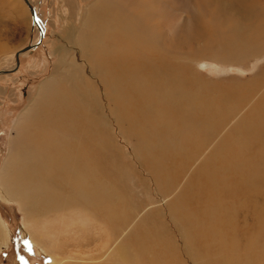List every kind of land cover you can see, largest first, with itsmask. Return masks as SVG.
<instances>
[{"label": "rangeland", "instance_id": "rangeland-1", "mask_svg": "<svg viewBox=\"0 0 264 264\" xmlns=\"http://www.w3.org/2000/svg\"><path fill=\"white\" fill-rule=\"evenodd\" d=\"M31 1L36 8L43 32L39 26H35L30 9L24 0H0V70L5 68H8L5 70H11L16 65L15 55L18 51L31 43L38 44L30 52L20 56L18 68L9 73L0 74V170L4 167L6 158L12 153L10 149L13 150L14 144H16L14 138L16 139V132H19L16 122L27 117L23 115L24 111L32 107L30 105L31 100L33 101L37 95L41 83L54 74L60 57L58 47L64 46L65 49H68L66 57H68L69 63L67 62L66 69L69 71V76L67 77L68 80L66 78V86L69 90L66 87L64 89H67L66 93L69 96L66 94V128L59 126L58 132L61 131L63 135V129H66V137H72L68 139L73 140L75 138L73 136H80L81 140L82 138L86 139L87 141L82 142V146L86 145V147L91 145L90 139H92L88 132L96 134L94 141L100 144L99 148H102L104 154L96 159L100 162L96 161L95 163L97 164L96 168L94 167L96 176L92 175V182H101L115 191V198L112 200H115L114 207L117 210L113 216L103 211L102 216H100L103 221L98 229H95L91 224L92 222L86 219L87 216L83 217L84 214H81L79 207L70 208L73 203L89 202L87 199L90 196V189L85 188L82 184L83 175L81 176L80 171L77 170L70 175L71 178L73 177L71 180L74 182V186H68V175L66 184H62L60 187L61 192H64L62 196L71 198L72 195H76L75 197L79 200L73 201V203L66 200L67 205L64 208L58 203L56 208L53 206L54 209L52 207L53 210L48 211L46 216L38 218L45 220L55 216L64 225L62 227L57 224V228L54 227V237H58L55 240L61 246L64 244L62 238L63 240L66 238V233L70 237V241H66L67 251L61 254V257L53 249L47 250L53 244L52 238L42 239L43 245L40 242H33L23 230L24 227L26 229L28 226V219L20 208L21 206L16 201H6L0 196V212L2 211L1 214H3L4 220L6 219L11 240L6 246L0 244L2 251L0 252V264H55L57 260H62L65 256L66 261H70L71 264H83L81 259L90 258L94 253L96 263L93 264H97L102 262V259L98 257L105 251L103 247L108 244L116 246L119 242L126 248L130 247L125 252L124 257H119L118 261L123 258L121 264H134L133 260L136 257L138 264H153L152 260L147 259V256L152 259L153 254L158 255L157 259L154 260L156 264H203L198 259L197 249L192 251L191 248L186 247L190 237L187 224L179 215V210L175 214L171 208L178 197L184 194L190 179L194 176L195 168L207 155H212L210 164L216 162L224 164L220 161L229 155H235L234 146L240 139V133L245 132V129L239 127L234 131L232 126L241 117H247L250 109L264 99V38L261 39L263 43L259 44L258 42L257 44L256 42L254 47L243 49L245 51L243 53L238 51L237 55L228 49H223L222 45L229 37V26L235 22L234 12H237L241 17L238 12L240 9L237 6V0H110L113 1L111 6L113 13L110 16L107 15L110 10L107 12L109 7L105 5L104 0ZM114 1L117 2V6ZM245 1L252 7L258 6L264 10V0ZM223 4H227V7H224ZM121 5L127 8L128 13L132 12L142 16L146 27L149 30L151 28L155 37L159 36L161 39H157L161 42L163 40V44L173 48L177 56L167 52L165 46L164 48L162 45L155 47L147 43L141 46V50H131L132 48L128 46L130 36L126 33H120L116 29L112 30V27L116 28V26H113L110 20H114L116 13L121 12ZM219 6H221L222 11ZM104 15L109 16L110 30L104 35H99L100 39L102 38L104 41L103 47L98 45L89 51L82 52L83 50L78 45L79 42L75 41L74 38H67L66 31L69 27H74L80 31V36L87 35L86 33L89 31H92V35L97 34L98 30H95V27L97 29L99 26L104 27ZM96 23L97 25H95ZM193 24L196 26L201 24L203 31L192 41L187 42L185 34ZM179 35L183 37H180V41H178ZM177 42L181 48L174 45ZM189 44H192L190 47L193 50L190 49ZM199 48L202 51H199ZM141 56L144 61L146 58L155 62L162 63L163 61L164 66L162 67L165 68H167L166 64L172 66L171 71L162 70V75H164L162 78L166 83L155 88L154 83L156 82H148L149 75L144 77V74L149 73V69L136 72L130 68L123 72L122 68H118L127 65L128 62L135 63ZM72 59L77 62V64H73L74 66L70 64ZM136 67L138 66L133 64V68ZM133 79L137 80L133 81ZM173 80L176 81L174 84H167ZM135 82L139 83V86L137 84L138 87ZM173 87H176L177 90ZM134 90H138V94L144 97H153L155 91L157 94L164 91L165 98L172 99L173 102H178L179 97L184 95V101L182 99L180 101L187 106L189 98L192 96L196 101L192 107L198 115L201 106L208 105L207 107H210L208 114H206L207 120L206 122H201V120L197 122L200 130L193 126L187 129L183 128L167 112L166 105L168 103H162L163 107L156 106L150 112L149 118L151 116L152 118L149 121V118L136 121L128 119L122 114L123 102L121 104V100H119L115 107L114 101L110 97L120 95V93L132 96ZM177 93L179 94L177 95ZM169 106L170 104L167 105L168 110H177L176 106L170 108ZM157 109L163 110V114L156 112ZM151 113L153 114L151 115ZM157 114L159 117L156 118ZM151 120H154L153 124ZM247 121L245 120V124ZM216 124L219 129L208 138L205 137L203 133L210 132L209 127ZM256 124H258L257 121L250 126ZM75 127L76 129H74ZM94 129H98V131L96 130L97 133ZM82 131L87 133L83 134ZM79 132L82 134L79 135ZM101 137L103 139H100ZM159 137L180 145L181 148L179 149L184 155L182 156L183 159L186 160L185 156H188L190 161L191 156H194L191 166L188 164L181 170L180 166L183 162L180 159L172 160L170 156L164 155L163 162H161L169 167L170 172L164 178L159 177V168L154 167L155 164L149 158L150 153L146 151L148 144L152 143V138L158 142ZM65 140L67 139H64L60 144L61 146L58 145V147L68 151L73 145L65 143ZM74 142L75 140H73ZM51 145L54 149L56 144ZM49 148L53 150L51 147ZM152 153L156 154L154 149ZM104 155L106 158L103 157ZM104 161L108 164L105 165ZM149 164L152 166L148 167ZM100 170H102L101 174ZM112 170L113 172H111ZM55 173V176H60L61 182H64L62 169H57ZM103 173L105 175H102ZM162 183L168 184V186L164 187ZM72 191L73 194H71ZM41 198L44 199V197ZM101 200L103 201V199ZM222 203L224 205L226 203L227 207L232 206L231 212L239 218L238 237L240 219L253 211L260 212L264 217V196L262 194H253L248 201L243 198L242 202L241 198H235L233 200L226 199ZM179 220L180 224H184L181 227L178 226L180 225ZM34 228L30 229L28 233L38 235L41 229L39 227ZM76 234L80 238L75 236L77 242L73 236ZM148 234L157 237L158 247L153 248V253L142 248L135 251L133 246L141 242V238ZM56 241L54 243H57ZM149 241L153 242L154 239L151 238ZM45 243L50 245L47 249ZM263 244L264 240L259 245L262 247ZM199 245H201L202 254L206 256L208 253H205L203 249L205 243L200 242ZM77 248L78 250H76ZM71 250H75L76 253H72L75 254L76 258H73V254L69 255ZM82 250L86 254L82 253ZM260 253L261 255L256 257L240 241L239 257L251 259L252 262L248 264H264V247ZM207 264H212V262ZM225 264H228L227 261ZM230 264L239 263L232 260Z\"/></svg>", "mask_w": 264, "mask_h": 264}, {"label": "bare ground", "instance_id": "bare-ground-1", "mask_svg": "<svg viewBox=\"0 0 264 264\" xmlns=\"http://www.w3.org/2000/svg\"><path fill=\"white\" fill-rule=\"evenodd\" d=\"M104 1H105V5L109 7L107 8V12L108 10H110V12L107 15L110 16L113 13L112 12L113 10L111 9V6L113 5V1L110 0H104ZM237 2H238L237 6L240 9V11L238 12L240 13L241 17H239L237 12H234L235 22H232L231 25L229 26L230 30H228V34H229V37L227 36L228 39L225 40V43L222 42L224 44L222 45L224 47L223 49H228L229 51L236 53V55L239 53L238 51H241L242 53L245 52L243 49L253 46L256 42L257 44L258 42L259 44L263 43L261 42V39L264 38L263 36L264 10H262L258 6L252 7L251 5L247 4L245 0H237ZM114 4H116L117 6L116 1H114ZM223 6L227 7V4H223ZM219 7L221 8V6ZM109 16L107 17L105 16V19L103 21L104 27L99 26L98 29L97 27H95L96 28L95 30H98L97 34L92 35V31H89L88 33H86L87 35L80 36L81 34L80 31L76 30V28L74 27H69L68 30L66 31L67 38L68 39L74 38L75 41L79 42L80 44L78 45H80L81 50H83L82 52L89 51V49L95 48L96 46L102 45V43H104L102 38L100 39L99 35H104L105 33L109 32L110 30L109 23L111 21L112 25L116 26V28L112 27V30L116 29L120 33H126L130 36V42L128 43V46L132 48L131 50H141L142 49L141 46L145 45L144 43H147L155 47H160V45H162L164 48L165 46L167 52H169L172 55L177 54L175 53L173 48L169 47L166 44H163V40L161 42L159 40L161 39L159 36H157V38L159 39L155 37L154 33L151 31V28L149 30V28L146 27L145 21L142 16L135 15V13L133 14L132 12L128 13L127 8L124 5H121V12L116 13V18L114 20L109 21L108 18ZM37 17H38V24L35 23V26H39V29L43 31V27H41L42 25L40 24L38 14ZM97 23L95 25H97ZM201 24H198L197 26L193 24L190 28H188L185 34L187 42L192 41L198 34H200L203 31V26ZM98 25H100V23H98ZM180 37L183 38L182 36L179 35L178 41H180ZM31 44H35V43H31ZM174 45L181 48L179 42H177V44ZM191 45L189 44V47ZM103 46L104 45H102V47ZM34 48L35 47L27 51L21 52L19 55V62H20V56L22 54L27 53L28 51L30 52V50ZM67 51L68 49L67 48L65 49L64 46L58 47V52L60 54L59 55L60 57L59 60L57 61L54 74L50 78L45 80L43 83H41L35 98L32 96L34 98L33 101L31 100L32 103L30 104L32 105V107L27 108V110L24 111L23 113V115L27 117H23L24 118L23 120L21 119H19L18 121L16 120L17 121L16 124H18L17 131H19L16 132V139L14 138L16 144H14L13 150L10 149L12 153H10V156L6 158L7 160L4 164V167L0 170V196L3 200L6 201H13V202L16 201L17 204L21 206L20 208L25 213V215H27V219H28L27 220L28 226L26 229L25 227L23 229L25 230L26 235H28L33 242H38V243L40 242L41 245H43L42 239L52 238L53 244H51V248H48L50 245L48 246L47 245L48 243L47 244L45 243L47 245L46 249L48 248L47 249L48 251H51L53 249V251L56 254L57 253L60 254V256L61 254L66 253L67 251L66 249L68 248L66 241L69 242L70 237L66 233V238L64 240L62 238L64 244L63 246H61L56 241L58 237L56 238L54 237V227L57 228V224L62 227L64 225L61 224L62 222L60 223V220H58V218H56L55 216L54 217L52 216L51 219L48 217L45 220L38 218L40 216H46L48 214V211L53 210L54 209L53 206H55L56 208L57 206L56 204L58 203L60 204L59 206H63L64 208V206L67 205L66 200H70L71 203H73V201L76 202L77 200H79L77 197H75L76 195L74 196L72 195L71 198L68 197L64 198L62 196L64 192H61L60 187L62 184H66V180H67L66 178L68 175H69V179H68L69 182L67 183L68 186H74V182L71 180L73 179V177L71 178L70 176L72 175V173L77 172L78 170L81 172V176L83 175L82 176L83 178L81 180L82 184L85 186V188L90 189V194H89L90 196L89 199H87L89 202L84 203L83 201H81V202L73 203L70 205V208L73 206L79 207V209L81 210V214L82 213L84 214L83 217L87 216L86 219L92 222L91 224L95 229H98V226H100L101 222L103 221L102 219H100V216H102L103 211H105V213L108 212L111 216H113V214L116 213L115 211L117 210L114 207L116 202L115 200H112L113 198H115L114 195L115 191L114 190L112 191L110 188H108V186L103 185L101 182H95V183L92 182V175L96 176V171L94 167L96 168L97 164L95 163L96 161L100 162V160H96V159L100 158L104 154L102 148H99L100 144L94 141L96 134L88 132L90 134V137L92 138L90 139L91 145H89L90 146L89 148L88 145H87L88 147H86V145L82 146V142L85 141L86 139L82 138L81 140L80 136L79 137L73 136L75 137L73 139L75 140L74 143H76L77 145L74 144L72 139H68L71 136L66 137L67 136L65 131L66 129H63L66 128V120H67L66 91L68 88L66 86V78L69 76L68 74L69 71L66 69V65L68 62L67 61L68 57H66ZM199 51H202V49H200ZM16 55H15L16 65L15 67L13 66L11 70H15L16 67H18L20 64L18 63V58ZM135 63L138 67L133 68V64L134 66H136ZM135 63L128 62L127 65L118 68H122L123 72L129 70L130 68H132L133 71L136 72H141L144 69H149L148 70L149 73L144 74V77L149 75L148 82L150 83L156 82L154 83L155 88H158L162 84L166 83V81H164V79L162 78L164 76L162 75V70L171 71L172 68V66L169 64L168 65L166 64V67L168 69L162 67L164 66L163 61L162 63L155 62L149 60L148 58H146L144 61L142 56L138 60H136ZM70 64L72 65L77 64V62L72 59ZM139 66H141V68H139ZM114 71L116 72V70ZM166 73L168 74V72ZM135 80L133 79V81ZM178 81L180 80L178 79ZM138 82H135L136 86L137 84L139 86ZM175 82L176 81L173 80L171 83H167V84L168 85L174 84ZM65 87L67 89H64ZM143 87L145 88V85ZM173 88L175 89L176 87ZM135 90L132 96L123 95V93H120V95L112 94L113 97L112 96L110 97V99L114 101L115 107L119 100H121V104L123 102L124 107L122 110V114H124L128 119L135 121L146 120L147 118H149L150 112H152L156 106L160 107L162 106V103L164 104L168 103L167 105L170 104L169 108L176 106L177 110L171 109L170 111L168 110L166 105L167 112L183 128L187 129L193 126L197 130H200L201 128L197 122L200 120L201 122H206L207 120L206 114H208L210 107L208 108L207 107L208 105L201 106L202 112L200 111V114L198 115L195 112V110H193L192 107L193 103H196V101L192 96L189 98V102L187 106V104L180 101V99L184 101V95L179 97L178 102H173L172 99L165 98L166 95H163L164 91L160 94L159 93L157 94L155 91V95L153 97L151 96L144 97L138 94L139 89L137 91ZM178 94L179 93H177V95ZM259 103L257 105H254L250 109V113L247 115V117L245 118L241 117L239 120L236 121L235 125L232 126L234 127L233 128L234 131H236L239 127H243L245 129V132L240 133V139L239 141L237 140L238 142L234 146L235 155L232 156L229 155L227 158H225L222 161H220L221 159L219 160L221 163L224 164H220V163L218 164V162H216L215 164H210V158L212 157V155L211 156L207 155L202 160V162L195 168L194 170L195 172L193 173L194 176L190 179L184 194L178 197L177 201H175L173 207L171 208L175 214L179 210V215L181 216L185 224H187V230L190 233V237H189V244L186 247L191 248L192 251L194 249H197L198 259L201 262H203V264H207L209 262H212V264H220L221 262H223V264H225L226 261L228 264H230L232 260L239 264H248L252 262V260L249 258L239 257L240 241L242 244H245L247 249L251 250L256 255V257L257 256L259 257L261 255L260 251L263 250L264 246L261 247L259 245L260 242L264 240L263 215H261L260 212H254V211L251 212L249 215L245 214L246 216L243 219H240V229H239V237H238L237 225L239 218L235 214H233V212H231L232 206L227 207L226 203L225 205L222 203L223 201L225 202L226 199L233 200L235 198L238 199L241 198L242 202H243V198H245L246 201H248L253 194L256 195L262 194L264 196V111H263L264 99H262ZM155 111L156 112L158 111L161 114H163V110L159 111L157 109ZM152 114L153 113H151V115ZM158 115L159 114H157V116L155 117L156 118L159 117ZM151 118H149L148 121ZM245 120L246 121L249 120V121H247L245 124ZM151 121L153 124L154 120ZM255 121H257L258 124H256L255 126H250L251 124L254 125ZM59 126L63 127L61 128L64 130L63 135L61 134V131H59L60 133L58 132ZM74 129H76V127ZM209 129L210 132L203 133L204 136L207 138L210 135H212L213 132L215 133L219 128L216 124L215 126L211 125ZM96 130L98 131V129ZM96 130L95 133H97ZM57 132L58 134H56ZM82 132L81 133L79 132V135L82 134ZM86 133L83 132V134ZM197 133L200 134V132ZM63 138L67 139L65 140L66 141L65 143H70V145L71 144L73 145V147L68 151H66L67 149H61L60 147H58V145H60L63 142L64 140ZM100 139L103 138L101 137ZM80 140H81V145H80ZM182 141L185 142V140ZM53 143L56 144L54 149L52 148L53 146L51 145ZM96 144L99 145L97 146ZM80 146L81 148H79ZM49 147H51L53 150H50ZM67 148L69 149V147ZM179 148H181L180 145L178 144L176 145V143L163 140V138L161 139L159 137L158 142L155 140V138H152V143L148 144L146 151L150 153L149 158L152 160L153 164H155L154 167L159 168L158 169L159 177L164 178L170 172L169 167L162 163L164 155L170 156L172 160L175 158L180 159L183 162L182 165L180 166L181 170L185 166H188V164L191 166V161L194 158V156H191L190 161L188 156H185L187 160L186 161L185 159H183L182 156L184 155L183 153H181ZM153 149L155 150L156 154L152 153ZM105 156L106 155H104L103 157ZM161 158L162 160H160ZM105 160L107 161V159ZM103 163H105V161ZM107 164L105 163V165ZM89 165H91V167H89ZM98 166L101 165L98 164ZM151 166L152 164L148 165V167ZM57 169L60 170L62 169V174H64L62 176L64 177L63 180L64 182H61L60 176H55L56 175L55 171ZM101 171L102 170H100V174L102 173ZM111 172H113V170ZM104 173L102 175H105ZM162 184L164 187L168 186V184H164V183ZM71 194H73V191ZM41 197H44V199H42ZM99 198L103 199V201ZM175 214L172 215L174 216ZM178 223L180 224V220ZM6 225L7 222L4 220L0 212V244L2 243L4 246L8 245V243H10L11 241L9 230ZM182 225L184 224L181 223L178 226L181 227ZM34 227H39L41 229L38 235L36 233H32V234L28 233L30 229ZM73 236L75 239L77 237V234ZM151 238L154 239L153 242L149 241ZM54 241H56L57 243H54ZM200 242L205 243V245H203V249L205 253L206 252L208 253L206 256H204L201 252V245H199ZM133 247L135 251L142 248L144 250H148L150 253H153L152 252L153 248L158 247L157 237H154L151 234L144 235L141 238V242L137 243ZM103 249H105V251L104 252L102 251L103 252L102 255L98 257L102 259V262L97 264H121L123 258H121V260L118 261V259H120L119 257H124L125 252L127 251V249H130V247L126 248L123 244H121V242H119L116 246H114V244H108L107 246L103 247ZM76 250H78V248ZM74 251L71 250L69 255L73 254L74 256L75 255L74 253H76ZM0 252L2 251L0 250ZM83 252L84 251L82 250V253ZM79 256L78 259H80ZM157 257H158L157 254H153L152 259L149 258V256H147V259L152 260L153 264H156L154 260H156ZM73 258H76V256H74ZM81 261H82L81 263L83 264L96 263L95 253L90 258H82ZM133 263L138 264L137 257L134 258ZM55 264H71V262L68 260L66 261V256H65L64 259L57 260Z\"/></svg>", "mask_w": 264, "mask_h": 264}, {"label": "water", "instance_id": "water-1", "mask_svg": "<svg viewBox=\"0 0 264 264\" xmlns=\"http://www.w3.org/2000/svg\"><path fill=\"white\" fill-rule=\"evenodd\" d=\"M24 2L27 4V6L30 9V12H31V15H32V18H33L34 23L38 24L37 12H36V9L33 6L32 2L30 0H24ZM37 45L38 44H30L29 46H27V47L23 48L22 50L18 51L17 52V55H16L17 58H18V63H20L19 62V55H20L21 52L27 51V50H29V49H31L33 47H36ZM16 68H18V67H16ZM10 71H12V70H5V69L4 70H0V74H5V73L10 72Z\"/></svg>", "mask_w": 264, "mask_h": 264}, {"label": "flooded vegetation", "instance_id": "flooded-vegetation-1", "mask_svg": "<svg viewBox=\"0 0 264 264\" xmlns=\"http://www.w3.org/2000/svg\"><path fill=\"white\" fill-rule=\"evenodd\" d=\"M0 210H1V208H0ZM1 213H2V211H1ZM2 216H3V214H2ZM4 217V216H3ZM6 220V219H5Z\"/></svg>", "mask_w": 264, "mask_h": 264}]
</instances>
